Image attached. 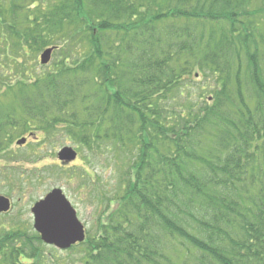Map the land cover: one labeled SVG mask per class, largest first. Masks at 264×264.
<instances>
[{
	"label": "trees",
	"instance_id": "obj_1",
	"mask_svg": "<svg viewBox=\"0 0 264 264\" xmlns=\"http://www.w3.org/2000/svg\"><path fill=\"white\" fill-rule=\"evenodd\" d=\"M27 136L124 167L83 264H264V0H0V157Z\"/></svg>",
	"mask_w": 264,
	"mask_h": 264
},
{
	"label": "rangeland",
	"instance_id": "obj_2",
	"mask_svg": "<svg viewBox=\"0 0 264 264\" xmlns=\"http://www.w3.org/2000/svg\"><path fill=\"white\" fill-rule=\"evenodd\" d=\"M64 148L77 150L80 146L74 141L57 139L51 148L48 144L41 146L35 137H30L25 147H17L14 142L11 148L15 151L16 157L24 154L26 158L7 161L5 157H0V196L9 199L11 203V210L0 216V240L7 233L25 234L28 237L38 236L33 229L31 208L56 189L62 191L76 211L77 218L84 227L85 240L88 236L94 237L92 235L98 234L96 231L93 232L92 228L99 220L98 215L103 213L102 210L105 211V203L98 202L97 189L113 194L116 187H122L124 167H113L111 163L103 160L94 168L96 174L100 176L95 180L96 184L87 183L83 170L78 169L86 166H81L83 158L80 155L69 163L58 160V152ZM78 245L62 251L53 246H46L42 242L33 243L34 247L41 250L39 254L47 264H83L85 254L81 255L80 251L86 249ZM2 252L0 259L5 253V248Z\"/></svg>",
	"mask_w": 264,
	"mask_h": 264
},
{
	"label": "water",
	"instance_id": "obj_3",
	"mask_svg": "<svg viewBox=\"0 0 264 264\" xmlns=\"http://www.w3.org/2000/svg\"><path fill=\"white\" fill-rule=\"evenodd\" d=\"M53 49L44 51L40 56V64L49 63ZM25 139L16 142L23 146ZM76 153L72 148H64L58 153V160L69 163L74 161ZM63 163V164H64ZM10 210V200L0 196V214ZM33 229L39 235L41 242L59 250L82 243L85 240L84 227L79 222L76 211L63 195L61 190H53L38 201L31 209Z\"/></svg>",
	"mask_w": 264,
	"mask_h": 264
},
{
	"label": "flooded vegetation",
	"instance_id": "obj_4",
	"mask_svg": "<svg viewBox=\"0 0 264 264\" xmlns=\"http://www.w3.org/2000/svg\"><path fill=\"white\" fill-rule=\"evenodd\" d=\"M0 216H2V215H0Z\"/></svg>",
	"mask_w": 264,
	"mask_h": 264
}]
</instances>
